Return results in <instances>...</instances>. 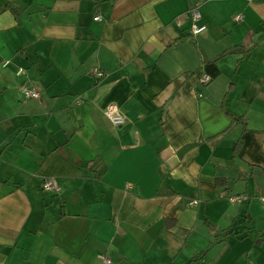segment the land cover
Returning <instances> with one entry per match:
<instances>
[{
    "label": "crops",
    "instance_id": "crops-1",
    "mask_svg": "<svg viewBox=\"0 0 264 264\" xmlns=\"http://www.w3.org/2000/svg\"><path fill=\"white\" fill-rule=\"evenodd\" d=\"M263 199L264 0H0V264H264Z\"/></svg>",
    "mask_w": 264,
    "mask_h": 264
},
{
    "label": "built area",
    "instance_id": "built-area-1",
    "mask_svg": "<svg viewBox=\"0 0 264 264\" xmlns=\"http://www.w3.org/2000/svg\"><path fill=\"white\" fill-rule=\"evenodd\" d=\"M191 17L192 20L195 24L199 23L201 20V14L199 12V10L195 9L191 12ZM96 20H100V17H97ZM235 20L237 22H242L243 17L242 15H237ZM206 30V27L201 25H197L194 29V33L195 34H200L203 33ZM8 64V63H7ZM23 70L19 69L18 70V74H22ZM98 76H103L101 73H97ZM210 81L209 77H204V82L208 83ZM23 95L25 100H37L40 98V94L33 89H25L23 91ZM106 117L111 121V123L117 127L122 126L123 124H125L126 122V118L120 113V111L118 110V108L114 105H111L108 107V109L106 110ZM43 190L44 191H50L53 193H59L60 192V187L58 186V184L56 183V181L54 179H47L43 182ZM229 202L235 204V203H242L244 200H246V196H236V197H231L228 199ZM264 201V199H263ZM197 205V202H192L190 203L191 207H194ZM103 264H114L110 259L105 258L103 259Z\"/></svg>",
    "mask_w": 264,
    "mask_h": 264
}]
</instances>
